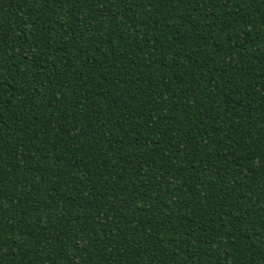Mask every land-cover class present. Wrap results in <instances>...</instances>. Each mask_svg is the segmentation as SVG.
Segmentation results:
<instances>
[{
    "label": "trees",
    "instance_id": "trees-1",
    "mask_svg": "<svg viewBox=\"0 0 264 264\" xmlns=\"http://www.w3.org/2000/svg\"><path fill=\"white\" fill-rule=\"evenodd\" d=\"M0 264H264V0H0Z\"/></svg>",
    "mask_w": 264,
    "mask_h": 264
}]
</instances>
